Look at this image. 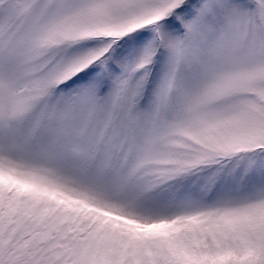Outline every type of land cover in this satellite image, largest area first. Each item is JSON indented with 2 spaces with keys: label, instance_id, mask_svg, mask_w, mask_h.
<instances>
[{
  "label": "snow or ice",
  "instance_id": "1",
  "mask_svg": "<svg viewBox=\"0 0 264 264\" xmlns=\"http://www.w3.org/2000/svg\"><path fill=\"white\" fill-rule=\"evenodd\" d=\"M0 264H264V0H0Z\"/></svg>",
  "mask_w": 264,
  "mask_h": 264
}]
</instances>
